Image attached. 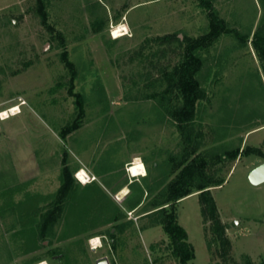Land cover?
I'll use <instances>...</instances> for the list:
<instances>
[{
  "label": "rangeland",
  "instance_id": "374dc122",
  "mask_svg": "<svg viewBox=\"0 0 264 264\" xmlns=\"http://www.w3.org/2000/svg\"><path fill=\"white\" fill-rule=\"evenodd\" d=\"M210 1L249 39L223 33L195 51L202 95L189 124L203 164L178 219L195 249L190 264H264V182L247 177L264 157L245 153L264 152V55L253 41L264 0ZM121 24L126 33L114 38ZM209 26L200 0H0V111L20 105L0 119V264H179L161 208L194 154L173 83L185 37ZM168 34L179 39H158ZM65 168L73 180L63 198ZM204 178L225 179L209 187L225 248L203 216Z\"/></svg>",
  "mask_w": 264,
  "mask_h": 264
},
{
  "label": "trees",
  "instance_id": "16d2710c",
  "mask_svg": "<svg viewBox=\"0 0 264 264\" xmlns=\"http://www.w3.org/2000/svg\"><path fill=\"white\" fill-rule=\"evenodd\" d=\"M200 4L201 6L207 8L209 12L210 28L208 32L200 37H185V57L177 67L176 77L173 83V88L178 90L183 100V104L178 108L176 113V119L185 143L192 146V154H194V156H184V162H187V164L182 169L179 178L171 184L173 189L169 197V200L172 203L171 207L169 209H166L167 207L161 208L166 212L164 230L169 236L173 252L179 259V264H190V260L195 257V249L192 243L188 240L187 230L179 222L176 206L179 199L191 192L193 168L195 169L203 164L202 156L198 153V148L193 143L189 124L195 113L197 102L202 95V89L195 77L196 73L200 69L201 60L195 51L197 48L204 46L207 42L218 38L223 33H231L236 37L241 38L243 41H247L249 39L248 34H242L237 28L229 27L227 23L220 18L216 10L213 8V4L210 0H200ZM263 29L264 26L258 28L256 36L253 40L262 59L264 55V35L260 36L259 33L260 31H263ZM176 37L177 36L174 34H168L158 37V39L161 41H171ZM177 39L179 38L177 37ZM64 60L66 62V66L74 72V63L70 61L66 55L64 56ZM245 153H255L264 157V152L261 147L257 146L246 147ZM238 155L239 151L236 150L231 153V158L234 159ZM72 180L71 173L65 168L62 176V185L58 192L63 198L71 196ZM224 180L225 179L223 178L216 180L204 178V181L198 188L201 190L199 192V198L202 203L203 216L211 221L210 229L222 248H225L230 244L229 238L226 235L227 226L219 217L216 201L209 187L212 185L222 184ZM46 234L47 233L44 230H41V237H44ZM247 263L254 264L250 258ZM226 264L228 263L226 262Z\"/></svg>",
  "mask_w": 264,
  "mask_h": 264
},
{
  "label": "bare ground",
  "instance_id": "6f19581e",
  "mask_svg": "<svg viewBox=\"0 0 264 264\" xmlns=\"http://www.w3.org/2000/svg\"><path fill=\"white\" fill-rule=\"evenodd\" d=\"M126 29H127V27L125 25H123V24H121L119 26H114L113 29H112V31H111V33H112L111 35L114 38H118V37H120V36H122V35H124L126 33V32H123ZM15 109H17V107H15L14 110ZM4 114H7V113L5 112ZM136 166L134 167V169H132L133 171L140 170V168L139 167H136ZM141 168H142L141 171H143L144 169H143L142 164H141ZM85 172L86 171L84 169H82V170L79 171L78 176H77V177H81L83 179V182H87V180H85V177H84ZM128 190H129L128 189V186L122 187L121 190H120V192H119V194H118L119 198L124 197L125 194L128 192ZM92 243L95 245L94 247H98V246L101 245L100 239L97 238V237L96 238H93Z\"/></svg>",
  "mask_w": 264,
  "mask_h": 264
},
{
  "label": "water",
  "instance_id": "95a60500",
  "mask_svg": "<svg viewBox=\"0 0 264 264\" xmlns=\"http://www.w3.org/2000/svg\"><path fill=\"white\" fill-rule=\"evenodd\" d=\"M247 177L252 184L258 185L264 182V161L252 167L248 173ZM105 259H99L97 264H104Z\"/></svg>",
  "mask_w": 264,
  "mask_h": 264
},
{
  "label": "built area",
  "instance_id": "2783aa9c",
  "mask_svg": "<svg viewBox=\"0 0 264 264\" xmlns=\"http://www.w3.org/2000/svg\"><path fill=\"white\" fill-rule=\"evenodd\" d=\"M15 107H17V109L14 110ZM19 111H20V105L19 104L13 105V106L5 109V110L0 111V119H6V118L10 117L11 115H14V114L18 113ZM5 112L7 114H4ZM131 169H132V167L130 168V170ZM80 170L77 171L76 176L78 175V173H79ZM84 177H85V180H87V182L89 180H91V177L89 176V174L87 172H85ZM78 178L80 180H82V182H83V179L82 178H80V177H78Z\"/></svg>",
  "mask_w": 264,
  "mask_h": 264
}]
</instances>
